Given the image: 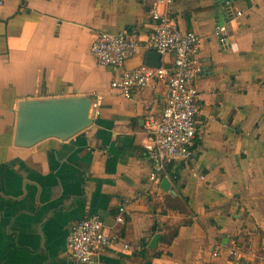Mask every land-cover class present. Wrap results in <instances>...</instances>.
Returning a JSON list of instances; mask_svg holds the SVG:
<instances>
[{"label":"crops","instance_id":"1","mask_svg":"<svg viewBox=\"0 0 264 264\" xmlns=\"http://www.w3.org/2000/svg\"><path fill=\"white\" fill-rule=\"evenodd\" d=\"M227 1L240 17H231ZM172 11L180 30L203 38V74L193 157L166 167L161 182L172 193H165L149 184L143 150L144 119L160 113L165 88L126 100L110 89L121 71L98 68L90 54L101 32L146 41L147 5L22 0L0 7V264H72L68 235L94 214L142 247L131 253L116 243L100 264H264V0H174ZM216 25L227 27L225 47ZM146 55L141 49L124 70L146 65ZM171 61L161 58L160 66ZM70 98L91 106L99 99L92 125L68 139L15 146L21 102ZM169 198L186 200L188 212L168 208ZM124 203L130 216L118 225ZM173 227L175 239L163 244ZM231 245L242 252L237 262L228 260Z\"/></svg>","mask_w":264,"mask_h":264},{"label":"built area","instance_id":"2","mask_svg":"<svg viewBox=\"0 0 264 264\" xmlns=\"http://www.w3.org/2000/svg\"><path fill=\"white\" fill-rule=\"evenodd\" d=\"M22 0H0V7L8 2ZM148 7L152 30L146 41L139 43L125 32L110 34L101 32L90 47V54L98 68L121 71L113 80L110 89L120 97L130 100L136 93L145 90L157 91L164 87L165 104L159 114L148 113L144 119L146 141L143 150L151 164L148 182L156 187L168 165L190 161L197 136V117L200 114L197 80L203 74L198 55L203 38L190 31H182L176 25L172 6L174 0H139ZM231 17H240L242 12L234 11L232 2H226ZM226 25H216L214 35L219 43L227 46ZM153 52L160 58L170 57L172 61L159 68L140 65L124 70L127 61L136 57L140 50ZM100 101L90 106L89 117L93 120ZM204 180V176H199ZM130 216L126 203L117 208L115 223L123 225ZM120 243L126 252L138 253L142 247L121 240L107 230L100 215H90L78 221L66 240V250L72 264H100L103 253L112 245ZM218 258V253L212 255ZM242 257L236 245L228 246V260L235 262Z\"/></svg>","mask_w":264,"mask_h":264},{"label":"water","instance_id":"3","mask_svg":"<svg viewBox=\"0 0 264 264\" xmlns=\"http://www.w3.org/2000/svg\"><path fill=\"white\" fill-rule=\"evenodd\" d=\"M160 56L149 52L146 65L160 67ZM91 100L88 98L29 100L20 103L17 114L14 144L20 148H30L48 139H68L77 135L90 125ZM160 189L169 193L170 183L163 179ZM160 235L154 236L149 247L155 249Z\"/></svg>","mask_w":264,"mask_h":264},{"label":"trees","instance_id":"4","mask_svg":"<svg viewBox=\"0 0 264 264\" xmlns=\"http://www.w3.org/2000/svg\"><path fill=\"white\" fill-rule=\"evenodd\" d=\"M166 206L168 208H171L172 210H176L180 213H187L188 212V204L186 200H180V199H167ZM177 235V228H168L167 233L163 235L161 242L166 245H170L172 241L175 239Z\"/></svg>","mask_w":264,"mask_h":264},{"label":"rangeland","instance_id":"5","mask_svg":"<svg viewBox=\"0 0 264 264\" xmlns=\"http://www.w3.org/2000/svg\"><path fill=\"white\" fill-rule=\"evenodd\" d=\"M174 229L176 228V227H173ZM173 228H171V229H173Z\"/></svg>","mask_w":264,"mask_h":264}]
</instances>
